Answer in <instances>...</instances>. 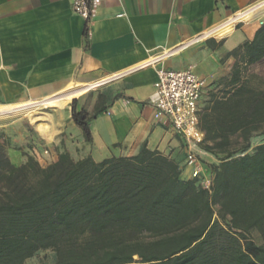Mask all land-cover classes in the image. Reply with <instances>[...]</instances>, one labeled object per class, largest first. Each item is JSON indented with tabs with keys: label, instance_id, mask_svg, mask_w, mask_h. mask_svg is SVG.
<instances>
[{
	"label": "trees",
	"instance_id": "16d2710c",
	"mask_svg": "<svg viewBox=\"0 0 264 264\" xmlns=\"http://www.w3.org/2000/svg\"><path fill=\"white\" fill-rule=\"evenodd\" d=\"M230 58L233 72L209 91L201 119L203 150L217 162L206 165L211 191L147 148L100 163L65 152L46 169L32 157L17 167L0 150V264L48 250L55 264H264V245L250 238L264 241V143L249 153L264 132V81L248 75L264 61V26ZM95 117L73 102L88 143Z\"/></svg>",
	"mask_w": 264,
	"mask_h": 264
},
{
	"label": "crops",
	"instance_id": "0c3cea01",
	"mask_svg": "<svg viewBox=\"0 0 264 264\" xmlns=\"http://www.w3.org/2000/svg\"><path fill=\"white\" fill-rule=\"evenodd\" d=\"M262 2L92 0L87 37L70 0H0V119L25 114L9 124L8 160L19 167L32 157L46 169L65 152L100 163L147 148L175 161L189 179L184 140L156 121L148 104L157 71L193 68L209 86L227 75L228 53L252 41L258 20L264 22ZM235 15L245 22L234 31L231 22L196 41ZM74 101L77 112L96 115L90 143L72 119ZM201 159L206 171L214 158Z\"/></svg>",
	"mask_w": 264,
	"mask_h": 264
},
{
	"label": "built area",
	"instance_id": "2783aa9c",
	"mask_svg": "<svg viewBox=\"0 0 264 264\" xmlns=\"http://www.w3.org/2000/svg\"><path fill=\"white\" fill-rule=\"evenodd\" d=\"M70 3L74 15L86 22V36L89 37V25L93 15L92 0H70ZM238 15L230 18L216 29L198 37L196 41L215 37L210 36L209 33L231 22L234 30L237 24L242 22L233 20ZM227 36L219 38L223 39ZM154 88L148 104L154 109L155 120L165 126L171 127L184 140L186 154L185 167L191 171L189 178L198 179L203 189L211 191L213 177L205 171L201 159L202 155L207 154L203 150L205 133L201 128L203 97L209 88L207 81L197 75L193 68H188L183 71H172L160 68L157 71V81Z\"/></svg>",
	"mask_w": 264,
	"mask_h": 264
},
{
	"label": "rangeland",
	"instance_id": "374dc122",
	"mask_svg": "<svg viewBox=\"0 0 264 264\" xmlns=\"http://www.w3.org/2000/svg\"><path fill=\"white\" fill-rule=\"evenodd\" d=\"M260 21V27L264 26L263 20H258ZM245 22V21H242ZM240 22V23H242ZM238 25V24H237ZM234 31V30H233ZM230 35V34H229ZM228 35V36H229ZM227 36V37H228ZM219 38V37H218ZM232 61L230 66H229V73L217 80H215L209 87L212 91H217V84L221 79L224 78H229L231 73L233 72V69L236 65V61L233 58H230ZM248 75H254L258 77L259 79H262L264 81V61L258 65L252 66L248 69ZM98 89V88H97ZM210 90V91H211ZM88 93V92H87ZM205 101H208V94L206 95ZM25 114H18L9 118H4L0 119V150H2L6 154V149L8 146L12 144V141L14 139V134L11 131V128H13V125H9L12 123L14 120H16L19 117H22ZM29 114H26V116ZM264 143V132L263 133H257L254 134L249 142V153H253L254 150L260 146L261 144ZM243 148V144L240 140H237L233 146V150L236 151L237 154L241 153V149ZM7 156V155H6ZM217 163L214 159L209 160L208 166ZM218 209L216 208V211ZM250 238L254 241L255 244L262 246L264 245V241L260 237V235L257 232H253L250 235ZM56 262V255L53 251L48 250V251H41L38 254H36L32 259L28 260L26 264H55Z\"/></svg>",
	"mask_w": 264,
	"mask_h": 264
},
{
	"label": "water",
	"instance_id": "95a60500",
	"mask_svg": "<svg viewBox=\"0 0 264 264\" xmlns=\"http://www.w3.org/2000/svg\"><path fill=\"white\" fill-rule=\"evenodd\" d=\"M134 259H135V261H137V260H138V257H137V256H135V257H134Z\"/></svg>",
	"mask_w": 264,
	"mask_h": 264
}]
</instances>
